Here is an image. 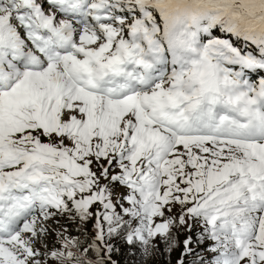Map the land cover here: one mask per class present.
Instances as JSON below:
<instances>
[{"label":"snow or ice","instance_id":"obj_1","mask_svg":"<svg viewBox=\"0 0 264 264\" xmlns=\"http://www.w3.org/2000/svg\"><path fill=\"white\" fill-rule=\"evenodd\" d=\"M181 232L176 264H264V0H0V264Z\"/></svg>","mask_w":264,"mask_h":264},{"label":"trees","instance_id":"obj_2","mask_svg":"<svg viewBox=\"0 0 264 264\" xmlns=\"http://www.w3.org/2000/svg\"><path fill=\"white\" fill-rule=\"evenodd\" d=\"M86 227L89 230H91V223H89ZM72 234L76 235L77 233L73 230ZM186 235H187L186 232L178 233V239L181 242L179 248L172 253L165 252L163 255H157L153 257L152 260L149 261V264H176V261L179 258L180 252L183 250L182 241L186 238ZM193 236L195 238L196 236L195 232L193 233ZM54 240H55L54 236L49 238L50 246ZM115 243H116V246L120 249V251L114 254L113 259L117 260L118 264H138V261L140 260L139 254H136V255L130 254L128 251V246L120 240L115 241ZM210 244H211V241H207L204 245L197 244V245H193V247H195L197 252H199L201 248L206 247ZM187 260L191 262L193 260V257L188 256Z\"/></svg>","mask_w":264,"mask_h":264}]
</instances>
